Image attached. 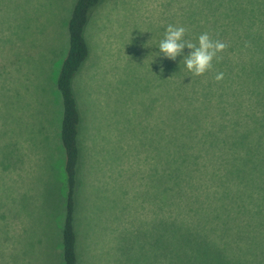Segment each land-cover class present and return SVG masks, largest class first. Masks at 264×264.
Here are the masks:
<instances>
[{"label":"rangeland","instance_id":"1","mask_svg":"<svg viewBox=\"0 0 264 264\" xmlns=\"http://www.w3.org/2000/svg\"><path fill=\"white\" fill-rule=\"evenodd\" d=\"M75 1L0 0V264H65L56 80ZM225 5L101 0L90 10V54L73 80L81 114L77 264H160L157 136L172 110L180 55L152 56L169 24L185 27L192 43L208 33L226 45L222 52L264 49V35H213L229 20Z\"/></svg>","mask_w":264,"mask_h":264},{"label":"trees","instance_id":"2","mask_svg":"<svg viewBox=\"0 0 264 264\" xmlns=\"http://www.w3.org/2000/svg\"><path fill=\"white\" fill-rule=\"evenodd\" d=\"M100 1H75L56 80L62 101L65 264L78 263L81 114L73 80L89 57L85 28ZM225 7L222 15L229 20L213 35H264V0H226ZM242 52L218 53L200 76L188 73L179 56L172 110L164 113L157 136L160 264H264V49Z\"/></svg>","mask_w":264,"mask_h":264},{"label":"clouds","instance_id":"3","mask_svg":"<svg viewBox=\"0 0 264 264\" xmlns=\"http://www.w3.org/2000/svg\"><path fill=\"white\" fill-rule=\"evenodd\" d=\"M130 34L128 43H130ZM185 34V27L169 24L163 39L155 46L158 51L153 54L152 61L154 57H159L161 54L166 59L175 60L187 48L190 51L182 58L185 70L194 76L203 75L212 68L214 58H218V53L222 52L226 45L212 40L206 32L199 35L196 43L185 39ZM222 78L223 73H218L215 77L218 81Z\"/></svg>","mask_w":264,"mask_h":264}]
</instances>
